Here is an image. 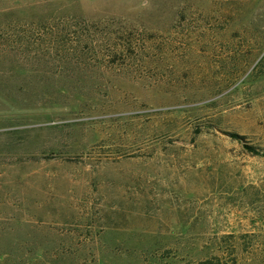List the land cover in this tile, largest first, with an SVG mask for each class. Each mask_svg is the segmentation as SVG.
<instances>
[{"label":"rangeland","instance_id":"rangeland-1","mask_svg":"<svg viewBox=\"0 0 264 264\" xmlns=\"http://www.w3.org/2000/svg\"><path fill=\"white\" fill-rule=\"evenodd\" d=\"M246 145L264 0H0V264H264Z\"/></svg>","mask_w":264,"mask_h":264},{"label":"trees","instance_id":"trees-1","mask_svg":"<svg viewBox=\"0 0 264 264\" xmlns=\"http://www.w3.org/2000/svg\"><path fill=\"white\" fill-rule=\"evenodd\" d=\"M232 137H234L237 140H243V137L238 135V134H231ZM247 150H249L250 153L254 154V155H262L264 156V152L262 150L257 149L256 147L252 146V145H246ZM170 264H179L177 262L175 263H170ZM189 264H222L221 261L219 260L218 257H214L212 259H207V260H202L199 262H192Z\"/></svg>","mask_w":264,"mask_h":264}]
</instances>
